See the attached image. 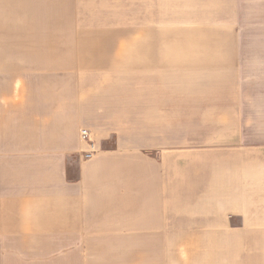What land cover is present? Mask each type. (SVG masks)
Listing matches in <instances>:
<instances>
[{
  "label": "crops",
  "instance_id": "1",
  "mask_svg": "<svg viewBox=\"0 0 264 264\" xmlns=\"http://www.w3.org/2000/svg\"><path fill=\"white\" fill-rule=\"evenodd\" d=\"M83 4L0 0V91L33 90L16 133L0 104V264L98 261L82 247L115 241L116 206L88 171L114 158L123 260L264 264V84L243 77L264 74V0H139V45L78 27Z\"/></svg>",
  "mask_w": 264,
  "mask_h": 264
},
{
  "label": "rangeland",
  "instance_id": "2",
  "mask_svg": "<svg viewBox=\"0 0 264 264\" xmlns=\"http://www.w3.org/2000/svg\"><path fill=\"white\" fill-rule=\"evenodd\" d=\"M139 0H84L82 6V15L83 20L77 23L78 27L84 28L85 30L99 29L101 31L100 39L101 43H116L120 44L121 42L126 41V38L132 39L134 44L140 43V14H139ZM8 13L7 11H4ZM81 25V26H80ZM5 33L11 32L10 26H5ZM19 43V42H17ZM22 44H27L28 42H21ZM13 43L11 41L5 42V49H7V68L8 70L14 68V65H11L13 62L23 61L24 58L17 57L14 59V50ZM259 45V43H255ZM113 45V44H111ZM254 44H251L250 47L253 49ZM262 45V43H260ZM139 47V46H138ZM247 49L248 45H247ZM140 51V49H139ZM24 52V51H22ZM11 77V74H8V79ZM247 89L249 90L250 96L252 98L261 97L258 94V89L256 88L258 84H264V74L254 73L253 75L243 76ZM256 88V89H255ZM33 93L31 89H6L0 91V101L1 105L5 104L10 108V116H2L4 122L9 121V128H11V133H16L18 129V122L21 119L19 113L16 112V107L18 104L23 103L27 105L28 97ZM2 118H0L1 120ZM28 117L26 115L25 120ZM1 123V122H0ZM29 122L27 121V124ZM33 123V122H32ZM14 135V134H13ZM11 136V141H17L18 138ZM14 156V155H13ZM86 159V158H85ZM36 158H26L22 161L21 159H15L10 161V165H20V164H35ZM0 166H4V162H0ZM91 173L90 180H88V194L94 195L96 199V204H102L104 191L110 194L111 204L116 207L113 208L109 214L113 220V235H115L113 243H101L98 245H85L82 247L83 252H93L94 254L99 255L98 261H87L86 264H124L126 262H132L136 259H124L122 252H129L130 250L135 249L134 245L136 243H127L121 241L122 229L120 227L121 220L120 218H125L119 216L118 210V172H117V160L114 159H102L92 162V170L88 171ZM126 174L132 172V168L125 170ZM103 215V212H100L99 215ZM108 214V213H107ZM103 217V216H102ZM127 218H130L129 216ZM131 221V220H130ZM131 227H129L130 229ZM165 244L169 241H164ZM164 242H161L162 247Z\"/></svg>",
  "mask_w": 264,
  "mask_h": 264
},
{
  "label": "built area",
  "instance_id": "3",
  "mask_svg": "<svg viewBox=\"0 0 264 264\" xmlns=\"http://www.w3.org/2000/svg\"><path fill=\"white\" fill-rule=\"evenodd\" d=\"M87 138H88V133H87V131H86V130H82L81 133H80V139H81V140H87ZM90 156H91V152H86L85 155H84V157H85L86 159L91 158Z\"/></svg>",
  "mask_w": 264,
  "mask_h": 264
}]
</instances>
